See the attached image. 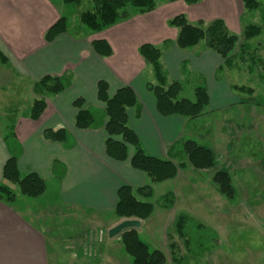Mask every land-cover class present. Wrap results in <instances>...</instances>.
<instances>
[{"label": "crops", "instance_id": "crops-1", "mask_svg": "<svg viewBox=\"0 0 264 264\" xmlns=\"http://www.w3.org/2000/svg\"><path fill=\"white\" fill-rule=\"evenodd\" d=\"M62 1L0 0V184L5 182L7 161L16 157L22 176L37 174L46 181L43 195L49 196V185L56 187L52 198L55 200L48 210L61 213L57 219L45 216L44 210L20 195L12 204L0 201V264H133L121 235L110 239L108 231L125 220L115 216L118 191L125 186L136 190L147 185L153 189L148 200L154 205V212L148 219L140 220L141 227L136 229L139 238L151 251L164 253L165 264H183L186 255L170 232L182 215L177 212V198L168 203V193L157 196L156 190L165 182L153 183L144 172L133 168L134 147L129 146L128 159L123 162L107 155L106 105L98 99V84H108L110 97L122 88L134 91L137 104L128 111L129 126L147 155L182 165L187 156L177 146L193 140L216 156L217 151L224 150L226 136L221 134L214 143L217 139L212 136L218 127L214 114L238 107L237 111L220 116L223 129L227 116L235 119L234 114L244 112V121L247 112L243 108L249 102L241 95L250 92L235 90L240 87L231 82V76L238 75L236 65L233 62L226 66L225 60L204 42L180 49L179 29L170 26L169 21L179 15H185L192 25L223 20L237 35L246 29L242 25L244 4L241 0H200L194 5L184 1L158 2L149 13L129 9L127 19L100 32L68 29L47 43L46 32L63 17ZM98 40L110 45V56L102 57L95 51L93 42ZM145 44L162 51L160 61L168 82H179L183 87L179 99L194 102L196 89H207L209 105L203 115L186 118L159 112L148 89L156 84V79L153 74L148 75L151 65L140 53ZM46 76L64 79L68 88L60 95H47V109L35 121L30 118V110L39 97L33 87ZM186 87L191 89L189 97L184 94ZM22 98L32 99L26 116L20 113ZM78 99L84 101L82 109L90 110L95 117L90 129L79 130L75 126L81 110L74 105ZM8 103L17 107L13 109L12 104V109L8 108ZM205 115L210 126L198 128ZM57 130L68 134L65 143L45 139L48 131ZM179 173L180 169L176 179ZM11 188L18 192L16 185ZM157 198L165 199L161 206L154 203ZM175 232L185 241L177 229Z\"/></svg>", "mask_w": 264, "mask_h": 264}, {"label": "trees", "instance_id": "trees-1", "mask_svg": "<svg viewBox=\"0 0 264 264\" xmlns=\"http://www.w3.org/2000/svg\"><path fill=\"white\" fill-rule=\"evenodd\" d=\"M65 5L79 6L81 0H63ZM184 1L189 5H194L200 0H91L92 9L81 13L80 22L92 32H100L115 25L121 20L129 17V9H135L141 13H149L155 10L158 2ZM246 10H257L261 4L259 0H241ZM169 25L179 29L177 46L180 49H191L199 43L204 42L206 47L225 60V65L233 63L232 53L234 52L239 38L232 33L223 20H215L209 24L203 22L192 25L185 15H179L169 21ZM68 32V21L66 17L60 18L45 34L47 43L53 42L57 37ZM260 35V30L256 26H248L244 31V40L250 41ZM95 51L102 57L112 54L110 45L104 40L93 42ZM249 47L244 43L243 50ZM140 53L147 64L153 68L156 84L149 85L155 97L157 109L164 116L179 115L186 118H197L204 114L209 105V95L207 89L198 87L195 91L196 101L179 99L182 85L179 82H168L166 74L161 65L162 51L150 44H145L140 48ZM68 88L67 82L54 76H46L34 84V93L39 97L34 101L30 118L39 120L47 109V95H60ZM108 84L104 81L98 84V99L105 103V116L107 118L105 131L107 139L105 147L107 155L116 161H126L128 159L129 146L134 147L135 154L131 164L133 168L144 172L153 183H162L173 180L177 177L180 167L190 164L194 169H210L215 166L216 160L213 152L197 144L193 140L180 143V148L187 156V162L182 165H175L171 161L161 160L151 157L145 153L141 142L135 132L129 126L128 111L137 104V97L134 91L129 88L120 89L114 97L108 94ZM235 90L245 92L244 87H235ZM250 92V90H249ZM84 101L78 99L74 105L81 110L75 119V126L79 130L92 128L95 117L88 109H82ZM45 139L65 143L68 134L64 130L48 131ZM3 179L0 184V201L5 204L15 202L17 196L28 198H38L47 190L46 181L37 174L22 176L18 170L17 158L11 157L4 168ZM214 184L219 192L227 198L233 199L235 192L232 186V177L228 172L220 171L214 176ZM11 185H16L18 192H15ZM153 195L151 185L143 188L132 189L125 186L118 191V205L115 210L117 219H137L146 220L152 216L154 205L148 200ZM172 201V198H169ZM187 217H178L176 229L186 244L190 245L185 233ZM121 241L125 251L132 258L133 264H165L166 256L158 250L151 251L149 247L141 241L135 229L127 230L121 235Z\"/></svg>", "mask_w": 264, "mask_h": 264}, {"label": "rangeland", "instance_id": "rangeland-1", "mask_svg": "<svg viewBox=\"0 0 264 264\" xmlns=\"http://www.w3.org/2000/svg\"><path fill=\"white\" fill-rule=\"evenodd\" d=\"M81 1L79 6L64 5L62 1L63 17L67 18L70 31L82 28L92 34L80 22L81 13L91 10L92 2ZM259 1L261 6L257 10L245 11L242 25L243 28L256 26L260 35L247 42L244 40V31L239 32V42L231 54L238 73L231 76V82L250 90V93L241 95V99L249 102L243 108L247 112L244 121V112L234 114L235 119L227 116L228 121L223 129L220 116L231 114L238 107L214 114L218 126L212 136L217 139L214 143L221 138V134L226 136L224 150L216 153L215 166L197 170L187 164L180 167L176 180L165 182L156 190L157 196L168 193L173 203L177 198L178 214L181 212L187 217L185 233L190 245L178 238L175 225L170 231L173 238L178 240L181 252L186 255L183 264H264V0ZM244 43L249 46L245 50L242 48ZM147 73L153 77V68H148ZM184 94L189 97L191 89L186 87ZM22 103L24 106L21 105L20 113L26 116L32 99L22 98ZM12 104L13 109L17 107L14 103H8L6 107L11 108ZM205 116L198 123V128L210 126L209 117ZM12 118L13 114L10 116ZM2 132L7 136L10 134V131ZM218 171L231 175L235 192L233 199L222 195L216 188L213 179ZM54 188L48 186L50 192L47 197L43 195L26 200L44 210L45 216L51 215L57 219L61 213L48 210L55 200L52 199L56 195ZM164 201L157 198L154 203L161 206ZM142 238L145 239V235Z\"/></svg>", "mask_w": 264, "mask_h": 264}, {"label": "water", "instance_id": "water-1", "mask_svg": "<svg viewBox=\"0 0 264 264\" xmlns=\"http://www.w3.org/2000/svg\"><path fill=\"white\" fill-rule=\"evenodd\" d=\"M141 227V221L137 219H127L116 225L115 227L111 228L108 231V236L110 239L118 237L122 235L125 231L131 229H139Z\"/></svg>", "mask_w": 264, "mask_h": 264}]
</instances>
